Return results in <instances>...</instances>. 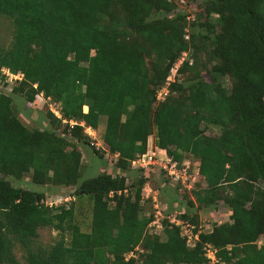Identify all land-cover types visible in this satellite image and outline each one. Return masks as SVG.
<instances>
[{"label": "trees", "instance_id": "16d2710c", "mask_svg": "<svg viewBox=\"0 0 264 264\" xmlns=\"http://www.w3.org/2000/svg\"><path fill=\"white\" fill-rule=\"evenodd\" d=\"M177 6L169 0H0V16L13 25L11 45L0 48V69L23 73L13 94L30 104L41 92L61 103L63 118L77 122L60 130L62 120L46 110L29 129L12 95L0 92V264H21L16 245L26 264H135L125 254L137 247L141 264H204L205 243L222 264H264V247L257 245L264 236V0H204L199 30L183 14L171 15ZM186 27L193 30L189 40ZM190 43L194 62L177 70L190 75L157 101L156 90ZM101 117L105 150L79 125L96 129ZM211 127L217 134L206 133ZM151 135L174 160L185 153L198 160L205 186L187 190L179 218L197 225L199 211L218 202L229 209L230 221L201 232L193 248L169 220L161 235L148 232L145 177L130 161L146 151ZM82 145L101 160L106 152L117 154L123 175L103 169L83 178ZM28 173L33 184L73 186V195L91 197L90 230L75 222L73 204L46 205L43 192L9 179ZM43 227L59 234L47 250L33 245Z\"/></svg>", "mask_w": 264, "mask_h": 264}, {"label": "rangeland", "instance_id": "374dc122", "mask_svg": "<svg viewBox=\"0 0 264 264\" xmlns=\"http://www.w3.org/2000/svg\"><path fill=\"white\" fill-rule=\"evenodd\" d=\"M203 1L204 0H186V5H183V4H181L180 6L178 5L172 11L171 15H175L178 13L183 14L184 16L190 15L191 16L190 19H192V17L194 16V21H195L194 29L199 30L197 23L203 21L205 17V13L203 10ZM191 30L192 29H190V31ZM201 33H207V32L205 29H201ZM12 41H13L12 22L10 19L4 16H0V48L10 46ZM192 52H193V47L190 43L188 55L186 54L185 58L186 57H188V59L191 58L192 62H194V56H192ZM197 57H198L199 62L205 61V56L202 50L197 51ZM189 75L190 73L188 70L182 73H177L175 76V81H179V82L186 81V78ZM202 75L205 79H208V76L205 71L202 72ZM226 85L229 86V81L227 80H226ZM13 86L14 85H10V87H13ZM169 92H170V88H169L168 94ZM163 96L164 94L161 97ZM20 97H21V106L24 108L26 105L25 97L24 95H21ZM186 97L187 99L193 98V96L190 95L188 92L186 93ZM36 101L37 100H34V103ZM86 109L87 108H85V110ZM15 111L19 113L16 106H15ZM31 111H32L31 118H32L33 123L32 124L25 123L26 127L29 129L34 128L36 126L34 119H36L40 113H43V111H46V107L45 108L43 107L42 109L31 108ZM64 124L65 122H62L61 124L62 126L60 127V130L63 129ZM44 126H46V124H43L40 127L42 128ZM104 126H105V117H101L99 126L95 129V137H96L95 141L97 143H101L102 141ZM217 132H218L217 129L214 127H211L210 129L206 131L207 134L209 133L217 134ZM150 137L153 140V143H155L154 136L151 135ZM79 148L82 152L83 169H85L83 173V178L98 174L103 169H105L107 172L111 173L114 176L123 175V172L119 170V168L116 165L115 156H112V155L108 157L104 156L103 159L101 160L99 157L93 155L87 146L82 145V146H79ZM183 161H188V164L190 165V167L196 168L198 166V163H197L198 160L194 158L193 156H191L190 154H187V153L183 154ZM135 170H138V177L140 176L145 177L143 187H145V185L147 184V187L145 188V190L143 191V188L141 190L142 213L146 216H149V215L152 216V219L155 218L154 215H157V217L162 223H163V220L171 221L174 218L176 220L177 219L182 220V218H179V214L188 207V200H190V195L187 191L188 189L181 186V184H178V187H177L175 186L176 183L170 182L169 180L168 182L165 181L164 176L160 173V170L156 167L148 166L142 169L135 168ZM131 174L132 173L129 172L128 174V172L125 171L124 175L130 177ZM192 175L195 176V182H193L192 191L199 190L200 188L205 186V183L202 181L200 176L198 177L196 173H193ZM9 179L11 183L15 186L27 188L35 192H43L44 193L43 201L46 205L69 206L70 204H73L75 222L80 226V229L82 231L88 232L90 230L91 219H92V206H93V201L91 197L89 196L77 197L76 195H73V191H74L73 186L54 187L50 184L43 185V186L33 184L31 182V176L29 173L25 174L21 180H16L13 178H9ZM131 183H132V179L128 178L127 185H130ZM256 185L258 186V184ZM259 186L263 187V185L261 184ZM128 189L130 191H134V187H129ZM154 191H157L158 193V196H156L157 198L156 202H158L160 214H157V211L153 205L152 198H150L151 195L154 193ZM174 197L176 198L174 199ZM168 201H172L171 210H168V207H167ZM167 211H169V213ZM199 212H200L199 213V223L201 226V231L206 230L208 232L211 230V228L215 224H220L223 222L230 221L229 209L222 202H218L213 208L204 209ZM179 227H180L181 233H185L183 227L182 228L181 226ZM162 228H163V224H162ZM162 228L161 229L159 228L158 230H155V228H152L151 234L161 235ZM38 234L39 236L34 240L33 245L43 247L46 250L49 249V247L53 245V243H55L59 239L58 232L50 227L39 228ZM258 239L260 241L259 245L264 247V236H261ZM14 253H15L16 258L21 264H26V252L21 246L16 245L14 247ZM130 257H133L136 260L135 264H141L143 260L142 249L140 247H137L134 251H132Z\"/></svg>", "mask_w": 264, "mask_h": 264}, {"label": "built area", "instance_id": "2783aa9c", "mask_svg": "<svg viewBox=\"0 0 264 264\" xmlns=\"http://www.w3.org/2000/svg\"><path fill=\"white\" fill-rule=\"evenodd\" d=\"M169 1H175L177 5H186V0H169ZM191 16H186V19L188 22L194 21V16L192 19H190ZM184 39L189 40L190 38V29L189 27L185 28L184 31ZM186 54L188 55V51H184L181 56L176 60V62L173 64L169 71V75L166 77V80L164 84L156 90V98L157 101H162L165 99V96L168 94L169 91V85L171 82L175 81V76L177 74L178 68L181 66V64L184 61L188 60L189 64H192V59L188 57L185 58ZM23 79V73L17 72L13 73L11 72L7 67H2L0 69V92L4 94H9L12 92V88L16 85H18ZM5 85V86H4ZM10 85H14L13 87H10ZM4 86V88H3ZM36 87V84L33 85ZM9 92V93H8ZM164 94L163 97H161ZM35 100H40L42 103V106L46 110L52 113L55 117L62 120V122H65L69 125V127H73V125L77 124L74 120H67L62 117V111H61V103L57 100L52 99L51 97H46L43 95V93H38L35 95ZM86 107H84L85 109ZM79 125L83 127V131L89 136L91 140V144L95 146L98 150H105L102 143H97L95 141V129H93L90 126L85 125L84 122H80ZM110 156V153L106 152L105 157ZM117 156V154L113 155ZM131 168L132 169H142L146 168L148 166L156 167L160 170V173L164 176L165 179H168L170 182L176 183L175 185L181 184V186L187 188L188 190H191L193 188V182H195V176L192 175L193 173H196L199 177L198 168L196 167H190L188 164V161H181L178 162L173 159V155L164 148H161L157 146L155 143H153V140L151 137L148 139L147 142V149L144 153L137 155L134 159L131 161ZM147 187V184L143 188V191ZM142 190V189H141ZM124 193H128L127 189L123 191ZM159 192V191H158ZM120 193V191L118 192ZM144 194V192H143ZM110 196H112V193H110ZM158 196L157 191H154V193L151 195L150 198H152L153 205L157 211V214H160L159 211V205L158 202H156ZM142 198V197H141ZM155 218L152 219L150 224L148 225V232L152 233V228H155V230H158L159 228H162V222L159 220L157 215H154ZM168 217V216H167ZM166 217V218H167ZM177 226L183 227L185 233H181L183 237L186 238V245L190 248L195 247L196 242L199 239V234L201 232H206V230L201 231L200 223L193 224L189 220H180V219H172L169 221ZM180 228V227H179ZM163 230V228H162ZM181 232V231H180ZM259 239H257V245H259ZM203 256L205 257V263L204 264H220L219 258L217 257V250L213 245L210 243H205L203 245ZM132 251L125 254V259L127 260ZM222 264V263H221Z\"/></svg>", "mask_w": 264, "mask_h": 264}, {"label": "crops", "instance_id": "0c3cea01", "mask_svg": "<svg viewBox=\"0 0 264 264\" xmlns=\"http://www.w3.org/2000/svg\"><path fill=\"white\" fill-rule=\"evenodd\" d=\"M10 95H12V98H13V101H14V105L16 106V108L18 109L19 113H18V117L20 118V120L23 122V123H30L32 124V118L27 116L25 113L27 112L28 109H31V108H36V109H42L43 106H42V103L40 100H37L35 103L32 102V103H26L25 107L23 108L21 106V95L19 94H13V92H10L9 93ZM19 97V98H17ZM85 110V109H84Z\"/></svg>", "mask_w": 264, "mask_h": 264}, {"label": "clouds", "instance_id": "9594fccd", "mask_svg": "<svg viewBox=\"0 0 264 264\" xmlns=\"http://www.w3.org/2000/svg\"><path fill=\"white\" fill-rule=\"evenodd\" d=\"M207 232V231H206ZM185 238V237H184Z\"/></svg>", "mask_w": 264, "mask_h": 264}]
</instances>
